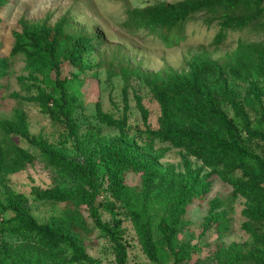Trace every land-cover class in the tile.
<instances>
[{"label": "trees", "instance_id": "1", "mask_svg": "<svg viewBox=\"0 0 264 264\" xmlns=\"http://www.w3.org/2000/svg\"><path fill=\"white\" fill-rule=\"evenodd\" d=\"M0 0V9L4 5ZM201 16L217 31L210 45H220L227 32L249 28L264 34V0H179L160 2L126 11L120 24L126 33L144 32L165 48L177 46L185 38L184 23ZM8 57L21 56L26 77L18 82L35 92L19 97L37 105L47 119L60 125L67 137L76 138L74 113L81 108L69 89V79L60 75V60L78 74L87 68L86 59L97 40L70 25L62 16L52 24L20 19L11 32ZM6 74V62L0 60V84ZM157 103V128L146 123L147 111L135 97L143 130L150 140L168 145L199 161L191 168L182 157V168L161 165V152L149 146L134 147L124 139L128 106L125 90L119 118L103 112L94 103V119L121 133L106 145L75 144L78 161L65 158L59 148L27 130L26 116L17 111L10 119L0 120V234L20 238L16 247H0V264H47L48 252L68 251L66 264H95L87 255L76 230L89 235L91 227L110 244L114 263L126 264L127 239L121 227L128 221L136 243L145 257L156 264H179L189 260L172 244L178 230L188 225L186 209L209 193L211 177L231 187L232 197L243 202L240 224L248 240L219 246L211 263L193 264H264V42H237L232 52L215 59L197 56L184 72L138 73ZM72 75V80H78ZM2 86L0 85V89ZM23 140L39 153L65 184L53 190L34 193L37 201L63 204L59 216L38 223L31 216L26 199L6 186L7 177L25 168L32 156L11 141ZM164 149V150H167ZM207 168V172H203ZM134 176L133 185L126 176ZM220 201H208L204 229L221 218L215 213ZM82 210L90 227L77 213ZM99 212L109 216L100 220ZM7 214V215H6ZM203 229V230H204Z\"/></svg>", "mask_w": 264, "mask_h": 264}, {"label": "rangeland", "instance_id": "2", "mask_svg": "<svg viewBox=\"0 0 264 264\" xmlns=\"http://www.w3.org/2000/svg\"><path fill=\"white\" fill-rule=\"evenodd\" d=\"M179 0H4L0 9V60L6 62V74L0 89V120L10 119L17 111L26 116L27 130L32 136L44 139L53 147L59 148L65 158L78 161L81 155L75 150V144L93 146L106 145L120 138L121 133L97 122L93 117V107L99 102L103 112L113 118H119L123 105L122 90H125V100L128 106L126 127L123 130L124 139L133 143L134 147L149 146L152 153L161 152L158 163L182 168V157L191 168H199L200 162L194 158L167 148L168 145L156 140L150 142L144 134L141 119L135 106V97L140 99L147 111L146 123L150 129L157 128L159 116L157 103L151 97L147 86L137 75L138 73H175L184 72L187 64L197 56L215 59L233 51L237 42H264V34L249 28L241 31L227 32L224 41L214 47L210 45L217 31L215 23L206 27L200 15H195L184 23V40L177 46L165 48L157 39L144 32L126 33L120 26L131 8H142L160 2L172 3ZM62 16L69 19L70 25L86 34H94L97 40L93 43V51L86 59L87 68L83 74H78L66 62L60 60V75L69 79V89L78 98L81 108L74 113L76 123V138L67 137L64 129L50 122L42 114L36 104L15 99L12 95L26 97L35 94L27 84L18 82V77H26L25 63L21 56L8 57L11 47V32L17 21L23 19L29 22L45 20L52 24ZM78 75V80H72V75ZM264 101V98H263ZM11 141L32 156V162L15 174L7 177L6 186L25 199V205L34 220L42 223L45 220L59 216L63 204H53L37 201L33 194L55 189L65 184L39 156L34 148L23 140L12 137ZM167 150H164L166 149ZM203 168V172H207ZM209 193L203 200L193 202L186 209L185 225L178 230L173 240L174 251L179 247L195 246L194 250L186 248L180 253L187 255L189 260L179 264H193L205 260L211 263V255L219 246L230 243H242L248 240L241 230L243 222L241 210L244 200L232 197L231 187L220 179L212 176ZM126 184L133 185L137 178L127 175ZM220 201L215 213L222 216L205 229V218L208 212V201ZM77 213L90 227L85 213L80 209ZM7 215V214H6ZM100 220L108 222L109 216L99 212ZM121 227L127 239L126 264H156L149 261L136 243L128 221L123 220ZM89 235L76 230L82 246L95 264H115L113 253L108 241L99 235L98 231L90 228ZM204 229V230H203ZM21 243L20 238L0 234V247H16ZM68 251L48 252L47 264H66ZM168 259L164 264H170Z\"/></svg>", "mask_w": 264, "mask_h": 264}]
</instances>
